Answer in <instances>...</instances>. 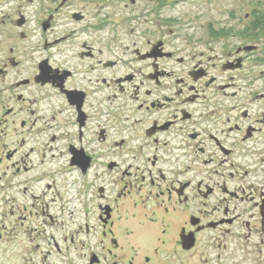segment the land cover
Wrapping results in <instances>:
<instances>
[{"label": "flooded vegetation", "instance_id": "af4514ba", "mask_svg": "<svg viewBox=\"0 0 264 264\" xmlns=\"http://www.w3.org/2000/svg\"><path fill=\"white\" fill-rule=\"evenodd\" d=\"M80 1L0 0V264H264V9Z\"/></svg>", "mask_w": 264, "mask_h": 264}, {"label": "rangeland", "instance_id": "374dc122", "mask_svg": "<svg viewBox=\"0 0 264 264\" xmlns=\"http://www.w3.org/2000/svg\"><path fill=\"white\" fill-rule=\"evenodd\" d=\"M168 8L163 10L164 15H176L183 19H196L197 24L205 25L209 21L224 19L228 15L236 14L241 17L253 8L264 9V0H165ZM145 10H151L152 0H141ZM82 6L92 9L95 4L108 5L104 10L110 13L113 25L125 24L136 14L138 8L124 7L128 0H81ZM174 5V7H173Z\"/></svg>", "mask_w": 264, "mask_h": 264}, {"label": "water", "instance_id": "95a60500", "mask_svg": "<svg viewBox=\"0 0 264 264\" xmlns=\"http://www.w3.org/2000/svg\"><path fill=\"white\" fill-rule=\"evenodd\" d=\"M132 1V0H131Z\"/></svg>", "mask_w": 264, "mask_h": 264}]
</instances>
